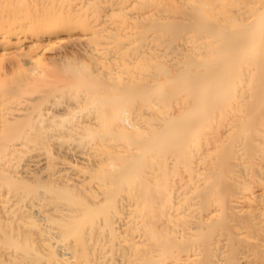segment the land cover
<instances>
[{
  "label": "bare ground",
  "instance_id": "bare-ground-1",
  "mask_svg": "<svg viewBox=\"0 0 264 264\" xmlns=\"http://www.w3.org/2000/svg\"><path fill=\"white\" fill-rule=\"evenodd\" d=\"M0 264H264V0H0Z\"/></svg>",
  "mask_w": 264,
  "mask_h": 264
}]
</instances>
